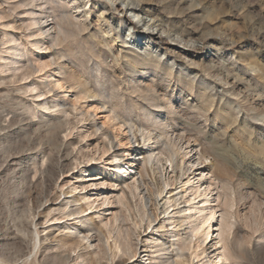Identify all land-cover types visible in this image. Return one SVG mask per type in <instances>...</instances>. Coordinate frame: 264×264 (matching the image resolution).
<instances>
[{
	"label": "rangeland",
	"instance_id": "1",
	"mask_svg": "<svg viewBox=\"0 0 264 264\" xmlns=\"http://www.w3.org/2000/svg\"><path fill=\"white\" fill-rule=\"evenodd\" d=\"M69 1L0 0V264H264V0ZM109 228L135 249L111 257Z\"/></svg>",
	"mask_w": 264,
	"mask_h": 264
},
{
	"label": "bare ground",
	"instance_id": "2",
	"mask_svg": "<svg viewBox=\"0 0 264 264\" xmlns=\"http://www.w3.org/2000/svg\"><path fill=\"white\" fill-rule=\"evenodd\" d=\"M23 0H18V2H22ZM24 1H26V0H24ZM146 1V0H145ZM32 3H33V1H31ZM71 2H75V0H71V1H69V2H66L65 3V5L67 6V7H70L71 5H70V3ZM143 2V1H142ZM144 3V2H143ZM78 6L76 7H74V6H72V9H76L77 11H78ZM42 9V8H41ZM142 10V7H140L138 4H136V3H134L132 0H128V3H127V7H126V11H131V12H133V11H141ZM45 11V10H44ZM44 11H42V10H39V11H33V12H31V21H32V24H39V23H41L40 21H41V19H46V17H43V18H40L41 16H43V15H45V12ZM36 16H38V17H36ZM101 17V15L99 16V18ZM125 18H126V15H125ZM125 21L127 22V23H130V19H128V18H126L125 19ZM140 22H142V23H144V19H141L140 20ZM53 23H55V22H53ZM80 23V22H79ZM80 25H81V30L80 31H86V25L82 22V23H80ZM79 25V26H80ZM55 26V25H54ZM59 26V25H58ZM77 27H78V25H77ZM148 27V26H147ZM60 28H62L63 29V27H59V29ZM169 28V27H168ZM49 29H53V32L55 33V27H53V25H52V27H50ZM58 29V28H57ZM58 29V30H59ZM177 29V28H176ZM137 30H139V32L140 33H142V35L144 34L146 37H147V39H149V40H154V39H156L157 38V41H158V44L157 45H162V46H165V47H170L171 45H172V47H171V49H172V52H171V56H173V57H175V58H180L181 59V56L182 55H188V56H191L192 55V52L194 51V50H192V49H194V48H196V46L194 47V46H189V45H187L188 43H185V42H187V41H185V42H183V39L181 40V41H179V40H173V39H171V41H170V35H169V33H167V32H162V33H160V31H156V29L154 28V26H150L148 29H140V28H138ZM38 31H39V34L40 35H43V34H46V36L47 37H52V33L50 34V32H49V34H48V31L49 30H43V28H39L38 29ZM51 31V30H50ZM168 31L170 32V31H175L172 27H170L169 29H168ZM184 31V30H183ZM185 32V31H184ZM81 33V32H80ZM107 33H108V36H109V38H113V35L115 34V33H113L112 32V30L110 29V28H108L107 29ZM181 33V32H180ZM181 35H183V34H181ZM50 37V38H51ZM186 37V36H185ZM54 39H55V37H54ZM113 41H114V39H113ZM141 41H144V39H142ZM135 41H133V43H134ZM123 48V47H122ZM124 49V48H123ZM170 49V48H169ZM121 53V52H120ZM120 57L122 58L121 60H123V59H126V61L128 62V63H131V65L132 66H151V67H153V66H155V67H158L159 66V62L157 61V60H155V59H153L152 57H149V54H146L145 56H141L140 54H138V53H136V52H134V51H132V50H127V52H125V53H123V55L121 56L120 55ZM116 64L118 63V64H120V61L118 60V56H116ZM182 60V59H181ZM119 61V62H118ZM130 66V65H129ZM160 68H159V70L160 71H163L167 76H172V72H171V70L166 66V67H164V66H159ZM130 68H133V67H130ZM203 68H204V66H203ZM205 69V68H204ZM124 71V70H123ZM127 71V70H126ZM100 72V71H99ZM108 72V71H107ZM118 72V71H117ZM131 72L132 73H134V71L133 70H131ZM130 72V73H131ZM155 72V71H154ZM127 86V85H126ZM125 86V87H126ZM140 86V85H139ZM154 87H157V85H155V86H152V88H154ZM135 88V87H134ZM138 88V87H137ZM142 88V87H141ZM130 89H132V88H130ZM145 89V88H144ZM151 89V88H150ZM152 90V89H151ZM154 93V92H153ZM203 95V94H202ZM139 97V96H138ZM207 98V97H206ZM151 99H154V97L153 96H151ZM208 99V98H207ZM156 100H157V98H156ZM209 100V99H208ZM204 101V100H203ZM201 102V101H200ZM154 103V102H153ZM212 103V102H211ZM159 104V103H158ZM145 110V109H144ZM143 110V111H144ZM151 115H153L150 111H149V109H148V111H146L145 113H144V118L146 119V118H148L149 116H151ZM114 118V117H113ZM120 121V120H119ZM119 124V123H118ZM120 124H121V122H120ZM123 124V123H122ZM130 125V124H129ZM133 127V126H132ZM132 127L130 126L129 127V132H131V135L135 138V131L134 132H132ZM138 129V128H137ZM135 130V129H134ZM156 136V135H155ZM144 138V137H143ZM151 138V137H150ZM146 139H149L148 137L146 138ZM152 139V138H151ZM154 139H156V138H154ZM161 145H164V144H161ZM160 147V146H159ZM110 148H113V145H112V143H110ZM161 148V147H160ZM160 148H159V150H160ZM162 149V148H161ZM126 156H132V155H126ZM114 159H116L117 158V156L115 155L114 157H113ZM149 158V157H148ZM189 163H194V162H192V161H190L189 160ZM122 170H124V168L122 167ZM173 172H174V170H173ZM93 186L96 188V183H93ZM93 187V188H94ZM138 188V187H137ZM135 189H136V187H135ZM199 189V188H198ZM198 189H196L197 191L195 192L196 194H197V192H199L200 193V191L198 190ZM137 191V190H136ZM133 192V191H132ZM156 192V191H155ZM203 193V192H202ZM204 194V193H203ZM132 196V195H131ZM195 196V195H194ZM196 196H199L198 194L196 195ZM195 196V197H196ZM100 197V201H101V204H104L105 202H106V200H107V198H106V196L105 195H100L99 196ZM202 197V196H201ZM203 198V197H202ZM81 199H82V197H81ZM209 201H210V199H209V197L207 196V195H205V197L203 198V200H202V202H203V206H208L210 203H209ZM68 201H66V203H67ZM70 202H77L76 200H70ZM94 202H96V201H94ZM65 204V203H64ZM123 204V203H122ZM66 205V204H65ZM92 205V204H91ZM90 204H88L87 206L89 207V209H90V206H91ZM172 206H174V205H172ZM126 207V206H125ZM129 208V207H128ZM172 208V207H171ZM126 209H127V207H126ZM76 210V209H75ZM74 210V211H75ZM73 211V210H72ZM71 211V212H72ZM85 210L83 209H79L78 208V210L76 211V213L78 214V213H83ZM73 213V212H72ZM69 214V213H68ZM163 214V213H162ZM70 215V214H69ZM75 215V214H74ZM73 216V215H72ZM84 219V218H83ZM93 219V218H92ZM115 219H118L117 217L115 218ZM110 221H113V220H111L110 219ZM116 221H118V220H116ZM121 222V221H120ZM120 222H118L119 224H120ZM213 222H214V217H213V215H212V213H210V215H208V216H206L204 219H203V221H202V225L203 226H206V228H213ZM87 225H91L90 227H88V232L89 231H91V230H94L95 228H98L96 225V223H94L90 218H86L85 219V221L83 222V227H86ZM104 225H106L105 223H104ZM110 226H111V224H110ZM102 227V226H101ZM113 227V226H112ZM111 227V228H112ZM117 227L118 228H121V226L119 227V225H117ZM118 228H115V230L117 229L118 230ZM161 228H163V232H167V227L166 226H161ZM86 229V228H85ZM123 229H125V228H123ZM123 229H121L122 230V232H121V234L123 233ZM198 229L199 228H193V230H192V233H193V235H195L196 233H197V231H198ZM102 230L103 229H100V228H98V230L95 232L96 234H97V239L98 238H100L102 235L104 236L105 235V233L104 232H102ZM112 230H113V228H112ZM127 230V229H126ZM125 230V231H126ZM106 231V230H105ZM114 231V230H113ZM107 237H105V245H106V249H107V251H112V249H114V251H115V249L116 250H119V251H122V252H130V251H132V249L134 248H132L131 249V246H129V244H127L126 243V246L122 249L121 247H117V243H120V242H118L119 240H118V236L120 235L119 234V232H118V236H116L117 234H113V236H111V234H112V231H111V229L109 228L107 231ZM128 232V231H127ZM104 233V234H103ZM114 233V232H113ZM126 233V232H125ZM125 233H123L122 235H125ZM106 236V235H105ZM115 236V238H114V240H113V243H112V245H111V243L109 244V239L110 238H112L113 239V237ZM127 236V238H128V235H126ZM177 236H179L178 234L177 235H175V237H177ZM122 237H124V236H122ZM205 237H206V239H208V237H209V233H205ZM88 238V236H84L82 239H80L79 241L82 243V241L83 240H86ZM124 238H126V237H124ZM124 238H121V240L122 239H124ZM101 239H103L102 237H101ZM111 239V240H112ZM88 240V239H87ZM125 240V239H124ZM153 241V244L154 243H156L155 244V246H153V247H155V253H156V257L155 258H159V257H164L165 255H167L170 251V253L172 254V252H174L175 250H174V247H175V245H173L172 243H167V242H164V241H161L160 242V244H157V243H159L158 242V240H156V239H152V240H149V241H147V245H149L151 242ZM102 242V241H101ZM126 242V241H125ZM128 242H129V240H128ZM122 243V242H121ZM89 244V243H88ZM121 245H123V243L121 244ZM125 245V244H124ZM132 245V244H131ZM89 246V245H88ZM119 246V245H118ZM113 247V248H112ZM104 248V247H103ZM135 249V248H134ZM180 249V248H179ZM182 249V248H181ZM104 250V249H103ZM114 251H112L111 252V254H112V256L111 257H113V256H115L116 254L114 253ZM205 251V250H204ZM134 252V251H133ZM102 254V253H101ZM105 254H106V251H105ZM126 254V253H125ZM169 255V254H168ZM171 256V255H170ZM173 256H176V258L177 257H179V254H177L176 253V251H175V253H174V255ZM181 257V256H180ZM175 258V257H174ZM107 260V259H106ZM113 262V261H112ZM163 264H176L175 263V260L174 261H169V259H164V261L162 262ZM210 263H212V262H210Z\"/></svg>",
	"mask_w": 264,
	"mask_h": 264
}]
</instances>
